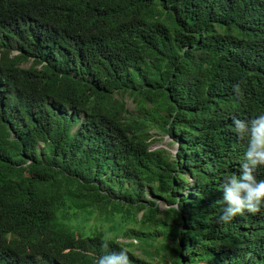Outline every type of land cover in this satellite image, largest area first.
Here are the masks:
<instances>
[{
    "label": "trees",
    "instance_id": "obj_1",
    "mask_svg": "<svg viewBox=\"0 0 264 264\" xmlns=\"http://www.w3.org/2000/svg\"><path fill=\"white\" fill-rule=\"evenodd\" d=\"M261 113L264 0H0V264H264L219 222Z\"/></svg>",
    "mask_w": 264,
    "mask_h": 264
},
{
    "label": "clouds",
    "instance_id": "obj_2",
    "mask_svg": "<svg viewBox=\"0 0 264 264\" xmlns=\"http://www.w3.org/2000/svg\"><path fill=\"white\" fill-rule=\"evenodd\" d=\"M16 53V50L13 51V54ZM233 87L239 94V84ZM233 124L236 134L242 139L244 151L241 158L236 161L241 166L239 174L225 177L221 185L222 203L226 206L219 216V222L229 223L238 216L244 222L250 223L247 228L257 227L259 229L257 236H262L264 234V113L250 121L233 119ZM175 207L177 212L179 205ZM111 243L112 240L105 237L101 246L107 249ZM0 244L4 247L15 246L8 238H0ZM28 252L29 249L24 254ZM78 253L85 256L89 252L85 249ZM9 259L11 260L9 264H17L15 258ZM95 264H132V261L127 250L121 249L118 253L97 257Z\"/></svg>",
    "mask_w": 264,
    "mask_h": 264
},
{
    "label": "rangeland",
    "instance_id": "obj_3",
    "mask_svg": "<svg viewBox=\"0 0 264 264\" xmlns=\"http://www.w3.org/2000/svg\"><path fill=\"white\" fill-rule=\"evenodd\" d=\"M30 63V61L27 63V65ZM125 103H126V106L129 108V109H133V106H134V102H132L131 98H128L126 97L125 98ZM83 115H80V118H82ZM157 139L154 140L152 143H151V148H156V147H165L166 149H169L170 151H172L173 153L176 151V144H170V138L167 137L166 135H160V136H155ZM162 205V204H160ZM164 207V205L162 206ZM93 219H91L87 225H89L91 222H92ZM135 253H141L142 250H138L137 248L134 250ZM204 264H207V263H204Z\"/></svg>",
    "mask_w": 264,
    "mask_h": 264
}]
</instances>
